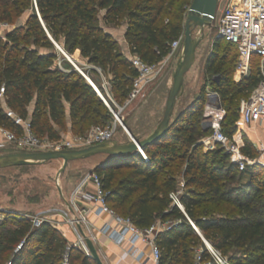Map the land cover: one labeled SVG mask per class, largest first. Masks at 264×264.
<instances>
[{
    "label": "trees",
    "instance_id": "obj_1",
    "mask_svg": "<svg viewBox=\"0 0 264 264\" xmlns=\"http://www.w3.org/2000/svg\"><path fill=\"white\" fill-rule=\"evenodd\" d=\"M191 3L192 0H0V22L11 25L4 32L6 39L0 35V88L5 87L0 96V127L21 131L7 115L3 100L8 108L31 120L37 135L51 140H61V130L68 128L66 105L73 135L85 134L94 122L111 123V113L86 78L71 65L63 71L51 64L60 56L54 41L68 54L78 53L110 74L112 97L125 102L138 71L103 23L118 25L126 19L125 39L130 53L155 64L168 55L170 44L184 35ZM29 10L25 23L17 25ZM30 40L34 50L22 54L23 42ZM231 52L234 66L222 70ZM237 58L233 43L216 38L208 66L223 71L215 78L214 88L227 110L223 130L229 136L236 132L239 101L258 83L257 57L253 58L252 76L241 83L234 81ZM92 80L102 89L100 78ZM34 99L35 106L30 110ZM206 100V93L202 92L175 114L169 132L144 149L148 160L141 153L106 161L104 157L103 164L95 170L108 192L110 206L120 216L130 218L140 228H147L158 219L174 220L157 237L162 252L160 264H194L199 250H204V258L209 257L202 236L188 217L233 264H264V255L250 253L264 251V213L255 208V200L239 202L238 211L233 210L236 217L212 215L223 210L212 203L232 202L231 196L225 194L224 177L247 174L254 189L260 192L264 188V167L248 166L241 171L230 162L223 148L204 152L199 140L211 130H200L196 119L203 116ZM242 151L250 157L258 154L248 134L244 136ZM182 164L186 165L184 172ZM221 171L226 176H221ZM181 173L189 187L181 196L187 215L173 206L170 198L180 186ZM68 247L67 238L54 224L45 221L33 227L30 221H24L9 237L0 239V264H97L81 249Z\"/></svg>",
    "mask_w": 264,
    "mask_h": 264
},
{
    "label": "built area",
    "instance_id": "obj_2",
    "mask_svg": "<svg viewBox=\"0 0 264 264\" xmlns=\"http://www.w3.org/2000/svg\"><path fill=\"white\" fill-rule=\"evenodd\" d=\"M219 1L223 6L218 16V36L233 43L238 50L234 81L241 83L252 76L253 58L257 57L258 83L248 96L241 99L239 116L236 121V132L233 136L227 135L223 130L226 109L221 94L217 90H211L206 94L207 100L203 111L204 125L211 132L202 137L200 143L204 152H212L218 148H223L229 156L230 162L238 166L241 171L248 166L260 165L264 167V0ZM9 28H11V25L8 22H0V35L3 39H6L4 32ZM183 40L184 35L175 39L170 44L168 55L155 64L145 62L139 55L130 54V61L137 69L138 75L134 79L133 88L125 105L145 96L147 88L164 74L169 61L174 57H179ZM67 58L72 62L69 55ZM4 93L5 87L2 86L0 96H3ZM100 96L102 97V95ZM108 107L115 118L112 123L92 126L85 134L73 135L61 140L40 137L33 130L29 118H23L7 107L5 108L7 115L21 128V131L17 132L1 127L4 141L0 142V149L12 148L22 151H26L25 149H31L32 151L80 149L114 140L118 123H121V121L110 105ZM249 131L255 135L253 143L258 151L256 157H250L242 151L244 136L249 135ZM140 153L145 160L149 159L144 151H140ZM183 189L184 183L176 191L171 192L170 198L172 205L178 207L187 215L181 199ZM84 202L93 203L96 206L94 212L98 216L102 214L110 216L112 221L107 222L101 228L100 233L107 235L117 244L128 242L131 246L130 250L133 252L138 251L137 242L144 243L151 249L154 264H160L162 252L157 244V237L174 222L158 219L153 225L140 228L130 218L120 216L110 206L108 192L104 189L102 178L96 171L84 174L69 196L64 197V207L56 210V215L60 217L56 221L58 228L60 229V226L66 227L73 235V239L70 240L71 243H68V248L77 247L88 256L90 250L87 238L91 239L94 244L98 241V234L88 218L91 208L85 205ZM188 219L194 229L202 236L209 255L208 258H204V250H199L194 264H233L220 250L203 237L201 231L189 217ZM43 222V220L34 221L36 226L41 225ZM63 234H65V231H63ZM142 254L143 252L140 255Z\"/></svg>",
    "mask_w": 264,
    "mask_h": 264
},
{
    "label": "rangeland",
    "instance_id": "obj_3",
    "mask_svg": "<svg viewBox=\"0 0 264 264\" xmlns=\"http://www.w3.org/2000/svg\"><path fill=\"white\" fill-rule=\"evenodd\" d=\"M222 6V3L219 1L216 17L212 27H206L203 31V39L197 48L195 63L186 74L183 90L184 95L182 93L183 96L181 95L177 102L175 114L181 110L183 104L188 101L187 99L193 100L202 92L207 94L211 90H216L214 88L216 83L215 78L220 77V73L223 71H219L218 67L210 69L208 64L209 59L213 55L214 43L218 36V16L221 12ZM29 14L30 10L18 19L16 24H24ZM103 26L105 30L111 33L112 36L119 42L120 50L130 58V48L125 39V34L128 30L127 20L123 19L118 25H105L103 23ZM193 35L195 37H201L202 33L199 28H194ZM22 46L24 48L22 54H26V52L28 53V51L34 50L35 48L32 45L31 40L23 42ZM58 52L60 56L57 57L53 63H51L53 66L57 65L61 70L68 71L70 68L69 65H71L78 74L86 78V81L87 77L91 80L92 77L100 78L102 89H99L102 93V97L108 105H110L113 111L117 113L121 121V123H118L114 140L119 143L129 142L131 137L127 130L139 139L146 138L154 131L163 118L166 101L172 86V73L176 67L178 56L169 61L164 74L147 88L145 96L139 97L128 105H125L126 101H119L111 95L112 76L110 74H105L98 66L88 63L87 59L83 58L78 53L71 55L65 51L72 59V63L62 52ZM222 54L223 53H219L218 56L220 57ZM234 58V54L231 52L228 59L229 62L223 65L222 70L228 69L231 66L233 67ZM46 64L47 63L44 65ZM93 70L95 72H93ZM169 77L171 79V84L169 87L166 85L165 88V83L169 81ZM96 94L102 99L97 91ZM104 99L102 100L105 104L106 110L111 113L113 122L115 120L113 112L108 107ZM35 102L36 99H34L31 104L30 110L34 108ZM240 102L241 100L239 101V107ZM66 106L68 114L69 105ZM94 106L97 107L98 105L95 104ZM228 118H230L229 115ZM107 123L110 122H103L101 120L99 122L92 123L91 127ZM196 124L202 131L209 129L206 125H204V116L198 117L196 119ZM61 136L62 139H66L73 136V134L70 129L63 128V130H61ZM249 136L251 140L254 141L252 134L249 133ZM25 150L26 152L32 151L31 149ZM19 151L22 150H15L12 148L0 149V155ZM104 157V155H96L87 159L70 162L65 172L62 174L59 173L63 166V160L61 159L34 165L15 166L0 169V239L9 237L13 229L21 226L24 221H30L33 227H36L34 223L35 220H43L44 222L47 221L58 227L56 221L60 217L56 215V210L64 207V197L69 196L70 191L77 186L84 174L90 171H95V168ZM185 169L186 165L182 164L181 170L184 172ZM220 174L221 176H226L225 171H221ZM230 176L224 177L226 178L224 180V184L226 186L225 194L228 198L231 196L232 202L219 201L212 203L214 206L216 205L219 208H223L222 211H216L212 215L215 218H220L225 215L226 217L227 215L236 217L237 213L233 212V210H237L239 202L245 204L251 200H255V208L259 209L260 213H264L262 208L264 203V188L260 192L255 190L251 184L250 176L247 174L237 173L232 177ZM178 181L179 185L184 183V189L182 192V194H184L189 188L186 185L187 179H185L181 173ZM192 188L197 189L198 187L192 186ZM167 221L174 220L169 219ZM60 231L62 233L65 231L64 236L68 238V243H71L70 240L73 239V235L70 230L66 227L60 226ZM20 246L21 244L17 248ZM250 253L253 256L264 255V251L252 250ZM227 258L229 259V257Z\"/></svg>",
    "mask_w": 264,
    "mask_h": 264
},
{
    "label": "water",
    "instance_id": "obj_4",
    "mask_svg": "<svg viewBox=\"0 0 264 264\" xmlns=\"http://www.w3.org/2000/svg\"><path fill=\"white\" fill-rule=\"evenodd\" d=\"M218 5L219 0H192L187 12L183 45L176 67L173 71L172 86L166 101L163 118L154 131L146 138L139 139L128 131L131 140L127 143H119L116 140H111L80 149L19 151L2 154L0 155V169L34 165L61 159L63 160V166L59 173L62 174L65 172L70 162L87 159L96 155H104L106 161L115 157L138 154L140 151H144L147 146L153 145L161 140L169 132L175 119V109L184 90L186 74L195 63L197 48L203 39L204 29L206 27L211 28L213 25ZM194 28L200 29L202 33L201 37H195L193 35ZM217 38L221 37L217 36ZM54 43L56 47L62 50L63 54L68 57L67 53L64 52L60 45L55 41ZM90 84L95 89V86L92 83ZM103 162L104 160L98 165H102ZM87 244L90 250V255L88 256L92 257L97 264H104L93 241L87 238Z\"/></svg>",
    "mask_w": 264,
    "mask_h": 264
},
{
    "label": "crops",
    "instance_id": "obj_5",
    "mask_svg": "<svg viewBox=\"0 0 264 264\" xmlns=\"http://www.w3.org/2000/svg\"><path fill=\"white\" fill-rule=\"evenodd\" d=\"M59 51L62 52L61 50ZM170 84H171V79L169 77V81L165 83V88H166V85L167 87H169ZM183 95H184V92H183ZM187 100L188 101H186L183 104V107L181 109H183L188 103L192 101V99L190 100L187 99ZM3 107L7 108L5 100H3ZM66 124H67V127L71 131L72 124H71V119H70V114H69V106H68ZM249 133L252 134V136L255 138V135L253 133H251L250 131ZM3 141H4V134L0 127V142H3ZM71 192L72 191H70V193ZM84 204L91 208V210L88 213V218L90 219L95 232H97L98 234V241L95 243V246L104 264H154V261L152 259L151 249L149 248V246H146L144 243L137 242L136 246L138 248V251L133 252L130 250L131 246L128 242L125 241L122 244H117L114 240H111L107 235L100 233L101 228L107 222L112 221L110 216L108 214H102L98 216L94 212V209L96 208V206H94L93 203L84 202ZM112 223L113 225H115L114 222ZM141 252H143L142 255H140Z\"/></svg>",
    "mask_w": 264,
    "mask_h": 264
},
{
    "label": "bare ground",
    "instance_id": "obj_6",
    "mask_svg": "<svg viewBox=\"0 0 264 264\" xmlns=\"http://www.w3.org/2000/svg\"><path fill=\"white\" fill-rule=\"evenodd\" d=\"M87 80H88L89 83H92V84L95 86V89L97 90V92H98L100 95H102L100 89H99V88L93 83V81H92L89 77H87Z\"/></svg>",
    "mask_w": 264,
    "mask_h": 264
}]
</instances>
